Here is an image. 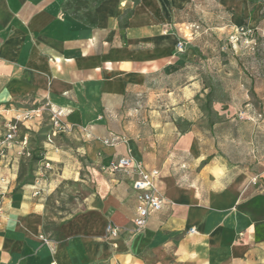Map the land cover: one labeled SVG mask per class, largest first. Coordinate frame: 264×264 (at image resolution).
Instances as JSON below:
<instances>
[{"label":"crops","instance_id":"1","mask_svg":"<svg viewBox=\"0 0 264 264\" xmlns=\"http://www.w3.org/2000/svg\"><path fill=\"white\" fill-rule=\"evenodd\" d=\"M217 2L233 9L234 27L257 24L263 6ZM186 3L102 0L85 10L91 23L67 0H0V106L42 109L17 121L0 158V264H264V163L250 172L208 153L203 128L177 122L173 101L150 121L129 106L183 62L174 51ZM51 110L66 130L49 144ZM109 135L127 141L105 146ZM127 153L159 170L165 197L137 229L133 176L104 168ZM63 198H73L68 209L58 207Z\"/></svg>","mask_w":264,"mask_h":264},{"label":"rangeland","instance_id":"2","mask_svg":"<svg viewBox=\"0 0 264 264\" xmlns=\"http://www.w3.org/2000/svg\"><path fill=\"white\" fill-rule=\"evenodd\" d=\"M101 1L68 2L84 13ZM138 1L132 0V6ZM249 1L263 4L258 23L234 27L229 22L232 8L224 10L217 0H187L177 11L185 24L179 26L174 51L183 62L149 82L129 106L145 110L150 121L152 110L173 101L177 122L203 128L208 153L235 169L255 172L264 163V0ZM166 90L173 93L166 95ZM71 204L73 198H63L58 207Z\"/></svg>","mask_w":264,"mask_h":264},{"label":"built area","instance_id":"3","mask_svg":"<svg viewBox=\"0 0 264 264\" xmlns=\"http://www.w3.org/2000/svg\"><path fill=\"white\" fill-rule=\"evenodd\" d=\"M178 47H181L180 42H178ZM17 110L18 109H15L10 103L0 106V118L4 126V132L2 134L0 133V158L4 155L9 143L14 139L17 121L20 119H32L40 116L42 113L41 107H32L24 109L23 111ZM49 120L50 125L45 139L46 142L50 144L53 142L54 137L66 130V124L62 119L61 112L56 110L50 111ZM99 140L105 146H113L127 141L125 137H120L118 135H109ZM22 143L24 145L26 144V138H23ZM44 165L48 167L49 163L45 162ZM104 168L109 172L120 171L133 176L131 186L136 191L137 204L132 222L136 229L145 224L150 214L161 209L165 202V197L159 184L158 169L147 168L142 162L136 161L129 153L120 155ZM259 179L258 175H254L251 182L256 184L259 182ZM2 183H5L4 177H0V221L5 215L3 202L6 191L2 188ZM259 183L261 188H264V179ZM194 230V228L190 229L191 232ZM105 231L111 236H116L120 229L112 223H107L105 225ZM43 240L47 241L46 238H43Z\"/></svg>","mask_w":264,"mask_h":264},{"label":"trees","instance_id":"4","mask_svg":"<svg viewBox=\"0 0 264 264\" xmlns=\"http://www.w3.org/2000/svg\"><path fill=\"white\" fill-rule=\"evenodd\" d=\"M68 1L70 2V0H67V2H68ZM69 2L67 3L68 6L72 7V8H73V13H74L75 15H77L76 10H78V7L71 6V3L69 4ZM85 16H86L87 18H89V21H90L91 23H94V22H95V17H92V18H91V14H90L89 11H85Z\"/></svg>","mask_w":264,"mask_h":264}]
</instances>
